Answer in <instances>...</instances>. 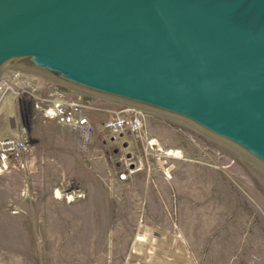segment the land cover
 Listing matches in <instances>:
<instances>
[{
    "label": "rangeland",
    "instance_id": "1",
    "mask_svg": "<svg viewBox=\"0 0 264 264\" xmlns=\"http://www.w3.org/2000/svg\"><path fill=\"white\" fill-rule=\"evenodd\" d=\"M28 73L41 94L57 85L90 98L96 130L84 142L32 113L21 121L15 101H0V136L24 124L30 146L25 168L0 174V264H264L261 167L149 110L135 109L144 134L110 140L101 122L130 107ZM66 187L85 197L56 198Z\"/></svg>",
    "mask_w": 264,
    "mask_h": 264
},
{
    "label": "water",
    "instance_id": "2",
    "mask_svg": "<svg viewBox=\"0 0 264 264\" xmlns=\"http://www.w3.org/2000/svg\"><path fill=\"white\" fill-rule=\"evenodd\" d=\"M181 120L264 170V0H0V76Z\"/></svg>",
    "mask_w": 264,
    "mask_h": 264
},
{
    "label": "built area",
    "instance_id": "3",
    "mask_svg": "<svg viewBox=\"0 0 264 264\" xmlns=\"http://www.w3.org/2000/svg\"><path fill=\"white\" fill-rule=\"evenodd\" d=\"M40 92L39 85L33 82L27 71L5 70L0 76V101L4 102L7 99L15 101L21 121L23 117L29 119L32 113L33 118L53 122L73 133H78L84 142H89L96 130L91 117L93 111L98 110L94 107L93 101L57 85H50L43 94ZM145 121L142 111L122 108L101 122V131L106 133L110 140L127 131L141 136L144 134ZM28 138V130L24 124L18 125L10 135L0 136V174L25 168L24 156L30 149ZM166 156L178 159L181 158V152L169 151ZM131 172L120 173L117 180L127 181ZM66 189H56L55 197L67 201L85 197L79 188Z\"/></svg>",
    "mask_w": 264,
    "mask_h": 264
},
{
    "label": "crops",
    "instance_id": "4",
    "mask_svg": "<svg viewBox=\"0 0 264 264\" xmlns=\"http://www.w3.org/2000/svg\"><path fill=\"white\" fill-rule=\"evenodd\" d=\"M8 242V241H7ZM23 244V243H22ZM28 244V243H27ZM7 245H9V244H7ZM25 245V244H24ZM10 246V245H9ZM24 248H27V245H25V247Z\"/></svg>",
    "mask_w": 264,
    "mask_h": 264
},
{
    "label": "bare ground",
    "instance_id": "5",
    "mask_svg": "<svg viewBox=\"0 0 264 264\" xmlns=\"http://www.w3.org/2000/svg\"><path fill=\"white\" fill-rule=\"evenodd\" d=\"M11 119V118H10ZM137 240H141L140 238H137Z\"/></svg>",
    "mask_w": 264,
    "mask_h": 264
}]
</instances>
